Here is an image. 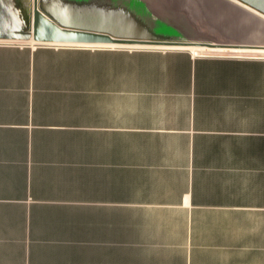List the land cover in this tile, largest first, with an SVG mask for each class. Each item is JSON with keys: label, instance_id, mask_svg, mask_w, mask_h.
<instances>
[{"label": "crops", "instance_id": "1", "mask_svg": "<svg viewBox=\"0 0 264 264\" xmlns=\"http://www.w3.org/2000/svg\"><path fill=\"white\" fill-rule=\"evenodd\" d=\"M200 49L264 52L0 42V264H264V55Z\"/></svg>", "mask_w": 264, "mask_h": 264}, {"label": "rangeland", "instance_id": "2", "mask_svg": "<svg viewBox=\"0 0 264 264\" xmlns=\"http://www.w3.org/2000/svg\"><path fill=\"white\" fill-rule=\"evenodd\" d=\"M42 6L47 3H54L58 7H65L69 5L73 10L84 11L89 7L95 9H103V13L107 15L116 16L113 12L119 13V17L125 19L126 21L136 17L140 21L144 22L146 29L147 24H154L149 26L145 31H150L154 35L164 37L167 35H177L180 32L170 27L168 28L164 22L169 18H176L177 20H183L182 14L173 15L174 11L177 9L183 10L181 0H150V7H144L141 0H39ZM168 1V2H167ZM177 1V2H175ZM235 0H196L193 4L195 14H198V18H205L210 25L212 31L213 26H218L223 29L219 22H224L225 24L239 23L246 19V33L247 41L244 44H254V45H264V17L263 15L244 7V5L234 2ZM188 4V3H186ZM192 4V3H191ZM185 6V4H184ZM179 7V8H178ZM252 8V7H251ZM145 9V10H143ZM160 10V11H159ZM155 13H154V12ZM170 11H172L171 14ZM105 16V15H104ZM161 16V17H160ZM223 17V18H221ZM220 18V19H219ZM223 19V20H222ZM167 20V21H168ZM178 20V22H179ZM31 21H32V0H0V42L5 43H16L21 45H31V46H61L70 44H45L35 42L28 34L31 31ZM185 26H188L183 20ZM182 23V28L185 26ZM210 31V32H211ZM212 32L214 34H212ZM211 32L213 37L219 29L216 28L215 31ZM186 35L189 34L187 29L183 30ZM256 35L257 39L250 38ZM187 40V39H184ZM195 40V39H191ZM209 42H217L210 41ZM221 43V42H217ZM228 43V42H227ZM231 44V43H228ZM235 44V43H234ZM78 46V45H71ZM81 46V45H79ZM96 45H84L82 47H94ZM218 53L220 55H236V56H263V51H229V50H218L212 51L209 49H200L197 54H209Z\"/></svg>", "mask_w": 264, "mask_h": 264}, {"label": "water", "instance_id": "3", "mask_svg": "<svg viewBox=\"0 0 264 264\" xmlns=\"http://www.w3.org/2000/svg\"><path fill=\"white\" fill-rule=\"evenodd\" d=\"M105 1V0H104ZM264 14V0H239ZM103 13L95 7L88 10H73L69 5L58 7L54 3L45 6L39 0H32L31 31L28 34L35 42L70 45H149L165 47L198 46L211 48H259L264 45L228 44L203 40L172 39L145 31L144 22L133 17L126 21ZM105 15V16H104Z\"/></svg>", "mask_w": 264, "mask_h": 264}, {"label": "bare ground", "instance_id": "4", "mask_svg": "<svg viewBox=\"0 0 264 264\" xmlns=\"http://www.w3.org/2000/svg\"><path fill=\"white\" fill-rule=\"evenodd\" d=\"M84 1H86V0H83L82 2H84ZM84 8H86L85 10H88V9H90L89 7H84ZM45 44H47V43H45ZM74 45V44H73ZM79 46V45H78ZM81 46H84V44L83 45H81Z\"/></svg>", "mask_w": 264, "mask_h": 264}]
</instances>
